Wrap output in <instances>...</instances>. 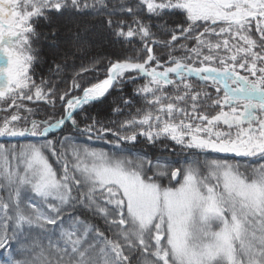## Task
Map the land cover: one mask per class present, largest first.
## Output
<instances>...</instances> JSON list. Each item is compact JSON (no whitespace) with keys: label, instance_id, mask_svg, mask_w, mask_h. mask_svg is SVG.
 <instances>
[{"label":"snow or ice","instance_id":"6c2138e0","mask_svg":"<svg viewBox=\"0 0 264 264\" xmlns=\"http://www.w3.org/2000/svg\"><path fill=\"white\" fill-rule=\"evenodd\" d=\"M69 8L99 14L108 5L105 0H0V103L12 109L0 108L5 112L0 137L45 138L70 124L89 140L111 132L117 147L138 135L149 142L170 139L192 156L177 167L166 158L110 154L67 136L0 144V190L7 194L0 196V250L9 252L4 264H264V0L121 5L131 23L114 22L112 11L108 26L129 43L138 38L143 48L135 56L109 60L105 78L87 86L78 79L89 71L82 68L71 87L60 91L51 79L37 84L33 78V40L41 18ZM145 9L163 20L156 27L170 39H159L141 19ZM177 13L184 19L172 28L166 17ZM153 45L168 50L166 61ZM177 51L184 54L174 55ZM137 77L145 80L135 91L147 107L122 121L123 131L95 118L80 128L76 114ZM193 80L214 87L217 97L196 89ZM57 99L63 106L58 119L30 118L34 109L23 103L55 108ZM207 100L208 107L219 108L215 115L201 110ZM78 208L103 220L110 235L76 214ZM26 229H40L47 250L21 242L13 253L12 242L24 238Z\"/></svg>","mask_w":264,"mask_h":264},{"label":"trees","instance_id":"16d2710c","mask_svg":"<svg viewBox=\"0 0 264 264\" xmlns=\"http://www.w3.org/2000/svg\"><path fill=\"white\" fill-rule=\"evenodd\" d=\"M105 2L108 8L99 14L92 9L77 11L69 8L61 10L60 12L53 10L48 13V20L41 18L35 24L38 38H34L33 48L35 49L34 54L37 59L32 66V71L34 73L33 78L37 84L40 83L41 79H51L56 83L60 91H65L71 87L72 79L76 73L81 72V69L84 68L89 69V71L81 73L78 79L82 85L87 86L105 78L109 60L124 59L129 55L135 56L137 50L143 48V44L138 38H133L131 43H129L124 38L117 37L114 33V29L110 28L107 24V20L109 19L108 13L112 11L115 12V14L111 16L114 22L122 19L131 23L132 15L121 11L120 8L121 5L125 8L135 7L138 0H105ZM89 3H93V0H89ZM141 19L152 25V31L156 33L159 39H170V33H162L158 31L156 27L157 23H163L161 18L149 16L145 9L144 13L141 15ZM183 19L184 17L179 13L170 14L166 17L167 24L172 28H175L177 24H181ZM61 32L63 35L60 37V41L52 39L57 37ZM186 43L191 47L194 41L189 40ZM153 48L154 52L160 55L162 63L168 59L167 49L159 45H153ZM183 54L182 51L174 53L176 56H181ZM141 56H143V53H141ZM97 61H99V63H96ZM57 65H60V70L58 72L56 69ZM241 74L245 73L241 70ZM129 75L135 76L136 74L132 73ZM192 82L196 89L203 87L210 93L213 99L217 97L218 94L214 87L201 85L195 80ZM144 83V78L139 79V77L133 80H126L120 87L113 89L104 100L85 107L84 112L76 114V119L80 128L82 129L86 123H90L91 119L95 118L115 131H123L120 129V123L126 119H130L131 116L137 115L136 110L138 108L143 109L147 107L143 98L137 95L135 91L137 87ZM168 90L172 91L170 86ZM222 94L223 91L221 90L219 95L222 96ZM125 100L129 101L128 105L124 104ZM23 103L27 108L34 109V114L30 118L37 120H45L50 116L58 119L63 114V106L58 99L55 108L44 102H30L25 100ZM210 104L211 100H207L201 110L209 116L215 115L219 111V108L208 107ZM185 106L190 109V104ZM117 107L121 109L118 114L113 111ZM0 108H7V106L0 103ZM7 111L10 113L12 109L7 108ZM4 115L5 112H0V118ZM21 115H27V113L21 109ZM85 117H88V119L86 120ZM66 136L72 137L74 141L79 144L89 145L90 147L98 149L104 148L106 151L116 153L117 155L140 154L146 155L152 160L166 158L173 161L174 165L177 167L192 156V150L183 149L182 146L175 144V142L170 139L161 138L155 142H149L146 137L138 135L135 142L119 141V146L117 147L112 143L116 140V137L111 132L105 133L103 139L93 138L89 140L87 134H82L79 131L73 130L70 124H67L60 132L51 135L48 139L59 141ZM29 142L39 143L42 141L27 139L26 141L19 140L0 143L5 146H11ZM198 155H200L202 159L205 156V154ZM206 155L209 158L236 160V157L227 156L228 154L208 153ZM50 162H52L54 167L59 171V165L55 164V159L51 155ZM0 196L6 197V193L0 190ZM76 214L80 215L81 218L88 217L92 223L101 230H104L106 235H110V233L105 230L106 226L103 220L91 217L90 213L83 208H78ZM33 231L35 234L33 237H28L24 241L21 239L12 242L11 250L13 253L17 252L21 242L27 245L35 243L39 247L47 250L48 240L45 234L40 229H33ZM8 255V251L0 250V264H4Z\"/></svg>","mask_w":264,"mask_h":264},{"label":"water","instance_id":"95a60500","mask_svg":"<svg viewBox=\"0 0 264 264\" xmlns=\"http://www.w3.org/2000/svg\"><path fill=\"white\" fill-rule=\"evenodd\" d=\"M140 78H143V77H140ZM113 90V89H112ZM110 90V92L112 91ZM109 92V94H110ZM109 94H107L102 100H104ZM101 100V101H102ZM100 102V101H98ZM94 103H97V102H94ZM93 103V104H94ZM88 106V105H87ZM85 106V107H87ZM61 130H57L56 133L60 132ZM50 134H55V133H50ZM49 134V135H50ZM46 138V137H45ZM26 139H32V140H42L44 138H41V137H32V136H25V137H0V142H10V141H19V140H26Z\"/></svg>","mask_w":264,"mask_h":264},{"label":"rangeland","instance_id":"374dc122","mask_svg":"<svg viewBox=\"0 0 264 264\" xmlns=\"http://www.w3.org/2000/svg\"><path fill=\"white\" fill-rule=\"evenodd\" d=\"M139 79H141L140 77H139ZM55 134H57V133H55ZM51 135H53V134H50L48 137H46V138H44V139H48ZM44 139H42V140H44ZM27 140V139H26ZM26 140H23V141H26ZM42 140H38V141H42ZM54 141V140H53ZM0 144H2V143H0ZM98 149V148H97ZM103 150L104 151H106V149H104L103 148ZM108 152V151H107ZM110 153V152H109ZM111 154V153H110ZM223 155H225V154H223ZM227 156H233L232 154H228ZM54 158V157H53ZM55 159V158H54ZM236 159H238V158H236ZM166 179H164L163 181H162V183H164V184H167V180L165 181ZM7 195V194H6ZM26 231V236L24 237V238H22V241H24L26 238H28V237H33L35 234H34V231H33V229L32 230H25Z\"/></svg>","mask_w":264,"mask_h":264},{"label":"bare ground","instance_id":"6f19581e","mask_svg":"<svg viewBox=\"0 0 264 264\" xmlns=\"http://www.w3.org/2000/svg\"><path fill=\"white\" fill-rule=\"evenodd\" d=\"M62 35H63V34H62V32H61L60 34L57 35V37L52 38V39H57L58 41H60V37H61Z\"/></svg>","mask_w":264,"mask_h":264}]
</instances>
